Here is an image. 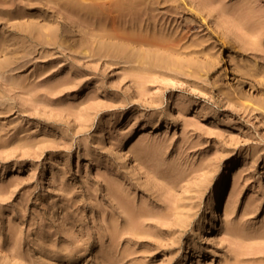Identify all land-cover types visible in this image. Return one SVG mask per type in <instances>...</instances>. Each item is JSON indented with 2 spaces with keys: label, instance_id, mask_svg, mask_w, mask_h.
<instances>
[{
  "label": "rangeland",
  "instance_id": "374dc122",
  "mask_svg": "<svg viewBox=\"0 0 264 264\" xmlns=\"http://www.w3.org/2000/svg\"><path fill=\"white\" fill-rule=\"evenodd\" d=\"M117 1L0 0V264H264V0Z\"/></svg>",
  "mask_w": 264,
  "mask_h": 264
},
{
  "label": "bare ground",
  "instance_id": "6f19581e",
  "mask_svg": "<svg viewBox=\"0 0 264 264\" xmlns=\"http://www.w3.org/2000/svg\"><path fill=\"white\" fill-rule=\"evenodd\" d=\"M61 1V0H60ZM66 1V0H65ZM67 1H69L70 2V4L71 5H75V6H77L78 8L79 7H83L84 9H86V10H84L85 12H87V11H89V13L91 14L92 12L94 13V9L96 10V8H101V9H103L105 6L104 5H107V4H111L110 6H113L112 5V3L114 2V0H67ZM127 1V0H126ZM124 2L123 0H121V1H117L118 2V4H120V2H124L123 4L125 5V7H126V3H128V5H127V7H128V10H130V12L135 8V4L134 3H136L137 4V2H140V5L141 4H143V2H142V0H135L136 2H134L133 3V1H129L131 4L129 5V2L127 1V2ZM142 2V3H141ZM64 3H66V2H64ZM115 3V2H114ZM117 4V3H116ZM122 4V3H121ZM120 4V5H121ZM108 5V6H109ZM134 5V6H133ZM138 5H139V3H138ZM138 5H136V6H138ZM122 6V5H121ZM103 7V8H102ZM99 8V9H100ZM124 8V7H123ZM129 8H132V9H129ZM137 8V7H136ZM136 8H135V11H137L136 10ZM109 9V8H108ZM98 11V10H97ZM108 11V10H107ZM111 11V10H110ZM126 11V10H125ZM100 12V11H99ZM102 13H103V15H106V14H104L105 12H104V10L103 11H101ZM93 13L91 14V15H93ZM98 13V12H97ZM96 12H95V14H97ZM102 13H101V15H102ZM101 15H96V16H101ZM94 16V15H93ZM102 18V17H101ZM141 56H143V54L141 55ZM215 201H216V199H215V197H213L212 198V203H215ZM214 216H215V213H213L212 214V217H211V219H209L210 220V223H211V225L213 224V222H214Z\"/></svg>",
  "mask_w": 264,
  "mask_h": 264
}]
</instances>
